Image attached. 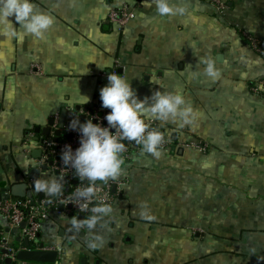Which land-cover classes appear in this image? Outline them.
<instances>
[{
    "label": "crops",
    "instance_id": "0c3cea01",
    "mask_svg": "<svg viewBox=\"0 0 264 264\" xmlns=\"http://www.w3.org/2000/svg\"><path fill=\"white\" fill-rule=\"evenodd\" d=\"M176 2L186 14L161 17L154 0H35L53 25L0 47V192L26 183V194L47 196L29 177L41 168L42 128L65 108L57 138L68 137V111L101 108L115 59L139 98L179 89L200 113L183 129L145 114L168 133L161 156L133 148L117 203L91 231L72 230L62 207L49 210L39 246L23 249L54 250L55 260L18 264H264V97L251 91L264 57L241 35L264 41V0H220V9L215 0ZM124 3L134 17L118 28L107 17ZM206 57L219 78L203 72ZM143 202L154 220L141 218ZM95 236L102 244L91 248Z\"/></svg>",
    "mask_w": 264,
    "mask_h": 264
},
{
    "label": "clouds",
    "instance_id": "9594fccd",
    "mask_svg": "<svg viewBox=\"0 0 264 264\" xmlns=\"http://www.w3.org/2000/svg\"><path fill=\"white\" fill-rule=\"evenodd\" d=\"M154 2L155 10L161 17L184 15L187 12L186 6L176 0ZM53 23V15L38 10L35 0H0V47L7 45L11 50L13 41L22 43L25 34L43 37ZM200 62L204 65L203 72L207 76L219 78L220 70L213 58H202ZM4 64L6 59L4 53L0 52V66ZM150 79L157 83L155 76ZM257 87L264 90V83L258 84ZM99 96L102 107L110 109L104 116L107 125L99 121L94 123L93 116L84 121H81L79 116H74L69 121L68 128L79 133V144L75 149L71 144H65L60 153L62 164L74 169L75 174L82 180L88 181L87 185L77 187L69 199L81 213H90L83 218L77 215L69 218L70 227L76 232L83 228L93 230L98 221L112 211L105 197H97L99 189L96 182L115 181L121 175V154L125 151L123 140H134L142 144L144 152L155 158L161 156L165 134L156 128H150L145 122V114L150 113L161 122L171 121L181 129L186 126L194 128L200 115L199 110L179 89L162 91L158 88L150 96L139 98L131 82L118 71L108 73L107 83L99 89ZM83 97L86 103L88 97ZM116 131L118 135L113 134ZM31 164L36 166L35 161ZM34 188L49 197L60 196L64 190L63 177L40 176L35 179ZM94 199H98V202L89 207ZM140 216L148 221L155 219L147 202L142 203ZM101 244V238L95 236L89 242V247L96 248Z\"/></svg>",
    "mask_w": 264,
    "mask_h": 264
},
{
    "label": "built area",
    "instance_id": "2783aa9c",
    "mask_svg": "<svg viewBox=\"0 0 264 264\" xmlns=\"http://www.w3.org/2000/svg\"><path fill=\"white\" fill-rule=\"evenodd\" d=\"M128 2V1H127ZM218 9L223 8V3L220 0H215ZM134 17L132 7L128 3H124L121 7L112 9L109 11L107 20L122 28L128 20ZM242 37L249 43L251 48L259 55L264 57V41L258 39L246 31L241 32ZM120 72L119 62L114 60V64L109 69L108 73ZM105 75V84L107 83V75ZM264 83V78H260L252 83L251 91L253 93L261 94L264 97V90L259 89L258 84ZM110 109L92 108L91 110L67 112L69 119L74 116H79L81 113L83 121L88 117L93 116V122H101L103 125H107V121L104 120V116ZM57 118L53 120L52 132L39 143L41 150L40 157L38 159V165H46V170L50 175H57L63 177L64 190L60 196L49 197H37L32 193L26 194L22 197H14L11 195L8 189L0 192V263H4L6 259L10 260L9 264H18L19 260L16 259V253L25 247L24 239L27 240L29 246L38 247L37 239L42 226L43 221L47 218L49 210H58L59 206L62 207L61 213L69 216L82 215L87 217L90 215L88 211L81 213L79 208L69 202V199L73 196L74 190L77 187L87 185V180H82L75 174V170L69 166H64L60 160V153L65 144H71L75 149L79 144V133L75 130L67 128L68 137L57 138L53 141L54 130L57 129ZM145 122L150 125V128H156L165 134L164 142L161 149H166L169 144L168 133L162 126L151 118H145ZM113 134L118 135V131ZM125 144V151L121 154L123 162H127L130 159L131 152L134 147L139 148V151H143L142 144L137 143L134 140H123ZM127 183L126 177H118L117 180H108L106 182L97 181L96 185L99 189L97 197H105L107 203L111 205V208L117 203L119 193L122 190L124 184ZM98 199H94L89 207H92ZM103 218V217H102ZM16 237V242L11 241L10 237ZM28 246V247H29ZM8 264V263H6Z\"/></svg>",
    "mask_w": 264,
    "mask_h": 264
},
{
    "label": "water",
    "instance_id": "95a60500",
    "mask_svg": "<svg viewBox=\"0 0 264 264\" xmlns=\"http://www.w3.org/2000/svg\"><path fill=\"white\" fill-rule=\"evenodd\" d=\"M66 118V109L63 108L60 111L58 122H57V129L54 130V137L52 138L53 141L57 140V137L60 134V129L63 127L64 120ZM81 121H83V116L81 115L79 117ZM53 124V119H50L48 122V126L42 128L43 134L45 136H49V133L51 131V126ZM38 129L36 128V131ZM69 136V135H68ZM43 140H40V143ZM38 155H40V151L38 152ZM46 165H42L41 168H33L29 172V177L32 179L31 182V188H34V181L36 178L39 176V171L40 170H45ZM26 183L20 184V186H14L12 190V194L15 196H24L26 193ZM61 208V206H59ZM79 218H83L82 215L78 216ZM24 244L26 247L29 246V243L27 242L26 239H24ZM40 247H43L42 244H40ZM0 252H4L3 250H0ZM57 256V252L54 250H41V249H21L16 253V259L19 261H32V262H53ZM5 263H10L9 259L5 260Z\"/></svg>",
    "mask_w": 264,
    "mask_h": 264
}]
</instances>
